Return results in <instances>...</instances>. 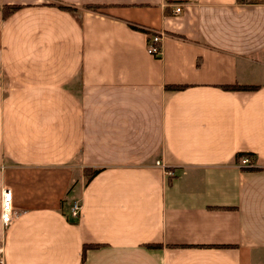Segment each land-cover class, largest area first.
I'll list each match as a JSON object with an SVG mask.
<instances>
[{
	"label": "crops",
	"instance_id": "crops-1",
	"mask_svg": "<svg viewBox=\"0 0 264 264\" xmlns=\"http://www.w3.org/2000/svg\"><path fill=\"white\" fill-rule=\"evenodd\" d=\"M3 187L0 264H264V0H0Z\"/></svg>",
	"mask_w": 264,
	"mask_h": 264
},
{
	"label": "built area",
	"instance_id": "built-area-1",
	"mask_svg": "<svg viewBox=\"0 0 264 264\" xmlns=\"http://www.w3.org/2000/svg\"><path fill=\"white\" fill-rule=\"evenodd\" d=\"M176 10H179V7H176ZM152 40L157 43L160 39L159 35H152ZM147 51L153 54H158L159 53V49L157 45H150L149 47H147ZM240 163L241 164H245L248 163V158L246 157H242L240 159ZM156 164H159L156 161ZM167 173H171L170 171H167ZM1 212H0V219L3 225H7L8 223H10L12 221V219L14 218L15 212L12 209L11 206V192L10 190H8L6 187H3L2 189V193H1ZM78 209H79V205L76 202H73V204L70 207L71 210V214L76 216L78 213ZM0 262H1V258H0Z\"/></svg>",
	"mask_w": 264,
	"mask_h": 264
},
{
	"label": "trees",
	"instance_id": "trees-1",
	"mask_svg": "<svg viewBox=\"0 0 264 264\" xmlns=\"http://www.w3.org/2000/svg\"><path fill=\"white\" fill-rule=\"evenodd\" d=\"M59 7H61V8H68L67 6H65V5H58ZM89 7L90 6H93V5H88ZM17 7V5H5V6H3V9H2V13L4 14V15H6L8 12H11L13 9H15ZM132 26V25H131ZM133 27V26H132ZM254 85H249V86H241V85H223V87L225 88V87H227V88H237V87H241V88H245V87H248V88H251V87H253ZM170 87L171 88H180L181 87V85H170ZM94 172V170L91 172V173H89V175H87V177H89L92 173Z\"/></svg>",
	"mask_w": 264,
	"mask_h": 264
}]
</instances>
